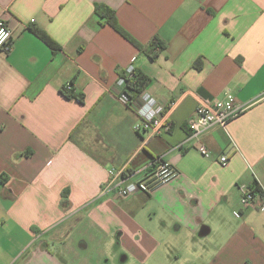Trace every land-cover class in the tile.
I'll return each instance as SVG.
<instances>
[{
	"label": "crops",
	"instance_id": "obj_1",
	"mask_svg": "<svg viewBox=\"0 0 264 264\" xmlns=\"http://www.w3.org/2000/svg\"><path fill=\"white\" fill-rule=\"evenodd\" d=\"M99 8L163 48L140 52ZM0 20L12 31L0 50V264H83L91 244L125 264H264V208L241 203L242 188L264 193V0H0ZM131 64L167 133L133 130L117 86ZM68 82L82 102L61 93ZM225 92L252 105L189 138L197 105ZM157 157L178 173L167 184L102 193L110 168L150 185Z\"/></svg>",
	"mask_w": 264,
	"mask_h": 264
},
{
	"label": "built area",
	"instance_id": "obj_2",
	"mask_svg": "<svg viewBox=\"0 0 264 264\" xmlns=\"http://www.w3.org/2000/svg\"><path fill=\"white\" fill-rule=\"evenodd\" d=\"M12 39V31L4 20H0V50L8 52L10 50V42ZM134 66L129 65L117 81V86L123 88L124 92L120 94L119 100L123 105L131 107L139 122L134 124L133 130L136 133L145 132L149 136H159L167 133L171 124L166 120L167 111L165 106L156 101L148 93L142 91L137 97L130 98L127 95V81H133ZM64 90H71V83H66ZM252 103H240L236 100L231 92H225L223 97L212 102H200L193 115L187 121L189 129V138L196 139L213 127L224 128L226 125L244 113ZM196 151L205 159L211 158L210 151L205 145L196 146ZM219 162L223 165L227 163L226 156H220ZM153 170L150 174L151 184L142 185L136 182H129L130 175L126 174L123 169L110 168L108 175L109 182L103 189L102 193L114 192L120 198H126L139 190L143 189L152 192L154 189L161 187L172 179L178 173L174 166L163 160L162 157L154 158L148 168ZM260 187L257 185V189ZM256 192L253 188L241 189V203L243 206H255L256 208H264V193L259 202L255 201Z\"/></svg>",
	"mask_w": 264,
	"mask_h": 264
},
{
	"label": "trees",
	"instance_id": "obj_3",
	"mask_svg": "<svg viewBox=\"0 0 264 264\" xmlns=\"http://www.w3.org/2000/svg\"><path fill=\"white\" fill-rule=\"evenodd\" d=\"M102 9L103 8L96 9V15L102 18L107 25L112 27L120 36L126 39L140 52H143L145 54H150L152 49L163 48V45L157 40H155V42L152 45L143 47L118 24L114 11L107 9V8H104L102 11ZM33 31L46 44H48L51 47L55 46V44L42 31H39V30H33ZM148 82H149L148 77L142 75L139 71L135 70L133 74V81L129 80L127 81V84H126L127 95L130 98L137 97V95H139L144 90ZM61 93L67 99H75V100H78L79 102L83 101V95L76 96L72 92H68L66 90H62ZM253 191L258 192V189L256 186L253 187Z\"/></svg>",
	"mask_w": 264,
	"mask_h": 264
},
{
	"label": "rangeland",
	"instance_id": "obj_4",
	"mask_svg": "<svg viewBox=\"0 0 264 264\" xmlns=\"http://www.w3.org/2000/svg\"><path fill=\"white\" fill-rule=\"evenodd\" d=\"M98 247L99 246L96 247L91 244L87 249L79 252L80 255H82V257L85 260L83 264H125L120 262L122 253L118 251L117 248L115 247L111 248V250L106 255L105 254L102 255L103 256L102 257L100 251L98 250ZM103 249L105 252V247ZM182 256L188 257L189 255L184 254ZM170 259L172 260V262H169L168 264H182L181 261H173L175 260L173 257H170ZM127 264H134V263H132V261L129 259V263Z\"/></svg>",
	"mask_w": 264,
	"mask_h": 264
}]
</instances>
